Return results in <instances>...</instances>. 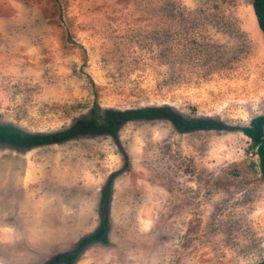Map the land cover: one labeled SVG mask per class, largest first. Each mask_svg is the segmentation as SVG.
<instances>
[{
	"label": "rangeland",
	"instance_id": "374dc122",
	"mask_svg": "<svg viewBox=\"0 0 264 264\" xmlns=\"http://www.w3.org/2000/svg\"><path fill=\"white\" fill-rule=\"evenodd\" d=\"M140 107L230 125L263 114L253 0H0L1 123L48 133ZM263 260L264 179L240 130L157 118L0 139V264Z\"/></svg>",
	"mask_w": 264,
	"mask_h": 264
},
{
	"label": "trees",
	"instance_id": "16d2710c",
	"mask_svg": "<svg viewBox=\"0 0 264 264\" xmlns=\"http://www.w3.org/2000/svg\"><path fill=\"white\" fill-rule=\"evenodd\" d=\"M253 7L257 21L264 36V0H253ZM2 113L0 112V117ZM165 118L173 122L175 127L181 131H193L197 129L216 130H240L250 141V150L259 157L261 175L264 179V113L253 117L248 125H230L221 121L208 118L186 119L181 114L168 107H140L125 111L110 109L103 121L96 117L84 119L72 124L69 128L48 133H24L18 128L0 122V139L9 141L16 145H42L47 143L62 142L78 136L79 134H102L111 133L116 135L118 128L131 120ZM107 231V218L104 217L100 229L89 238L80 242V247L91 239L104 237ZM72 260V254H66ZM258 264H264V260Z\"/></svg>",
	"mask_w": 264,
	"mask_h": 264
}]
</instances>
